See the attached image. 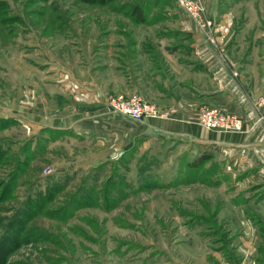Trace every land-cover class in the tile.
<instances>
[{"label": "rangeland", "instance_id": "obj_1", "mask_svg": "<svg viewBox=\"0 0 264 264\" xmlns=\"http://www.w3.org/2000/svg\"><path fill=\"white\" fill-rule=\"evenodd\" d=\"M133 3L141 22L127 14ZM202 3L208 41L224 47L218 21L207 23L210 0ZM213 5L226 14L228 41L264 54V0ZM181 15L174 0H0V264H246L239 219L262 225L258 162L173 136L115 150L105 118L77 112L83 80L99 85L116 54L156 60L167 43L190 55ZM59 117L76 121L57 129ZM199 153L209 158L190 165ZM255 245L264 249V237Z\"/></svg>", "mask_w": 264, "mask_h": 264}, {"label": "crops", "instance_id": "obj_2", "mask_svg": "<svg viewBox=\"0 0 264 264\" xmlns=\"http://www.w3.org/2000/svg\"><path fill=\"white\" fill-rule=\"evenodd\" d=\"M213 7V0H210L206 13L213 21H218L213 33L218 40L225 41L224 47L222 42L219 46L210 43L201 24L181 15L179 29L190 35L187 43L190 55L170 52L167 43L160 48L158 46L156 60L138 52L128 62L122 53H118L114 58V70L109 68V72H102L99 85L92 79L83 80L84 108L74 109L80 111V117L94 115L105 118V123H101L105 130L115 129L113 134L117 140L112 143L109 139L113 149L117 150L143 136H173L235 149L245 163L249 162L248 165L258 162L264 168V54L254 46L245 52L246 43L233 38L228 41V25H221L226 20V14L215 12ZM103 64L109 65L107 61ZM108 89L123 94L139 93L153 105L155 113L141 120L112 113L103 101V94ZM205 104L218 105L235 113L243 121L242 129L221 131L199 125L197 112ZM57 119V123L53 124L57 129L68 128L76 121L75 117L73 121L62 124L59 123L62 119ZM48 125L51 126V123ZM257 205L255 209L261 216V227L253 218L241 216L242 219H239L238 248L246 264H264V249L257 252L255 245V241L264 237V190Z\"/></svg>", "mask_w": 264, "mask_h": 264}, {"label": "built area", "instance_id": "obj_3", "mask_svg": "<svg viewBox=\"0 0 264 264\" xmlns=\"http://www.w3.org/2000/svg\"><path fill=\"white\" fill-rule=\"evenodd\" d=\"M174 2L194 22L201 24V13L204 11L202 0H174ZM213 19L208 17L207 23ZM104 101L112 110L125 115L133 120H141L144 116L155 113L151 103L135 92L128 94L109 93L104 96ZM197 122L206 129L221 131L242 129L243 121L233 112H229L218 105H201L197 112Z\"/></svg>", "mask_w": 264, "mask_h": 264}, {"label": "trees", "instance_id": "obj_4", "mask_svg": "<svg viewBox=\"0 0 264 264\" xmlns=\"http://www.w3.org/2000/svg\"><path fill=\"white\" fill-rule=\"evenodd\" d=\"M83 1L104 3L108 0H83ZM127 14L138 22H141L144 20V12L141 9V6L139 4H136V3L131 4L129 6ZM208 158H209L208 155H206L204 153H202V154L199 153L198 155H196L193 159H191L189 161V164L197 166V165L203 163L204 161H206Z\"/></svg>", "mask_w": 264, "mask_h": 264}]
</instances>
